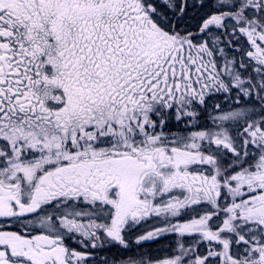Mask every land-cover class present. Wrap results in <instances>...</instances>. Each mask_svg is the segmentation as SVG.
I'll return each mask as SVG.
<instances>
[{"label": "snow or ice", "instance_id": "6c2138e0", "mask_svg": "<svg viewBox=\"0 0 264 264\" xmlns=\"http://www.w3.org/2000/svg\"><path fill=\"white\" fill-rule=\"evenodd\" d=\"M0 264H264V0H0Z\"/></svg>", "mask_w": 264, "mask_h": 264}]
</instances>
